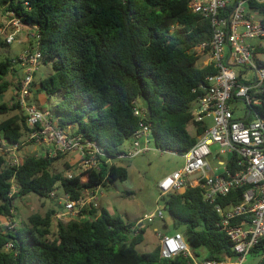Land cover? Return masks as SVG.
Masks as SVG:
<instances>
[{"label":"trees","instance_id":"1","mask_svg":"<svg viewBox=\"0 0 264 264\" xmlns=\"http://www.w3.org/2000/svg\"><path fill=\"white\" fill-rule=\"evenodd\" d=\"M0 6L13 11L24 24L36 26L43 62L52 73L41 80L35 92L51 97L61 93L56 104L57 126L98 142L110 158L138 129L135 102L150 109L151 137L156 148L183 155L197 138L188 132L194 123L192 104L206 87V78L216 73L212 65L198 67V46L212 39L210 22L193 13L189 0H0ZM232 7L224 12L228 15ZM264 16V3L248 2V11ZM259 65L264 46L253 51ZM10 59L0 62V97L14 85L7 80L17 73ZM36 85H34L35 87ZM34 92V91H33ZM264 116V102L257 107ZM21 112L13 102L0 105V115ZM28 129L23 115L14 114L0 123V139L19 143ZM203 128H198L197 135ZM27 156L19 167H5L0 156V218L14 219V202L30 194L41 198L61 189L72 200L87 190L125 181L128 171L116 162L101 161L99 170H87L68 178L66 172H53V163L63 158ZM67 171L72 166L65 163ZM234 172V161L227 165ZM15 178L17 191L10 196ZM248 186L217 199L223 207L237 206ZM174 233H182L200 260L229 261L235 256L228 237L217 226L220 217L213 205L204 201L200 187L186 186L160 198ZM56 212L29 217V225L0 231V264H188L179 255L164 259L157 246L141 253L145 229L133 236L135 223H127L109 211L91 209L86 219L58 222ZM88 217V218H87ZM164 227L170 226L166 220ZM13 248L6 250L7 244ZM197 249H202L203 254ZM252 255L264 264V238Z\"/></svg>","mask_w":264,"mask_h":264},{"label":"built area","instance_id":"2","mask_svg":"<svg viewBox=\"0 0 264 264\" xmlns=\"http://www.w3.org/2000/svg\"><path fill=\"white\" fill-rule=\"evenodd\" d=\"M249 1L189 0L190 10L203 15L211 24V41L198 46L197 51L199 55L209 57L203 66L212 65L216 73L206 78L207 86L200 87V90H204L203 94L192 104V125L196 130L197 142L181 155L185 159V166L158 184L159 198L179 192L186 186L200 187L204 201L213 205L219 213L217 226L228 237L235 256L229 261L200 260L182 233L160 234L156 230L160 255L164 259L182 255L189 260L188 264H246L249 255L264 238V116L257 111V107L264 102V66L258 64L253 53L255 46L251 44L253 40L264 41V17L256 19L252 16L248 11ZM255 1L264 3V0ZM228 7H232V10L226 15L224 12ZM4 16L5 22L0 25V44L12 45L24 29L27 36L36 39V47L27 49L19 57L24 74H18L15 81L14 102L23 112L28 131L17 144L0 139V156L5 158V167H19L23 159L17 154L29 143L48 147L46 155L52 158L59 154L77 153L76 163L81 173L99 170L104 159L112 164L135 159L151 151L148 145L151 128L145 122L147 109L139 102H135L134 115L140 119V124L132 136V145L109 159L98 142L59 128L50 111L36 107L31 99L36 74L44 60L39 47L38 28L24 24L13 11L5 12ZM240 103L245 106L244 116L237 118L235 112L239 110ZM208 118L213 121L212 127L206 123ZM199 127L204 131L197 135ZM215 145L219 146V150L213 152L211 147ZM161 152L179 155L174 151ZM231 161H234V172L227 169ZM76 175L72 170L65 173L68 178ZM10 183V196H13L18 185L15 178ZM245 186L249 189L237 206L223 207L217 203V199ZM100 188L85 191L79 200H72L65 193L58 198L55 191L52 192L50 197L59 206L55 219L68 223L77 217H86V212L98 207L96 193ZM165 214L163 206L159 205L143 221L153 223L159 219L163 222L167 219ZM7 219H10L8 228L15 229L14 220ZM140 223L132 228L133 236L139 234ZM5 248L10 250L13 244H7Z\"/></svg>","mask_w":264,"mask_h":264},{"label":"rangeland","instance_id":"3","mask_svg":"<svg viewBox=\"0 0 264 264\" xmlns=\"http://www.w3.org/2000/svg\"><path fill=\"white\" fill-rule=\"evenodd\" d=\"M252 16L256 19L263 18L259 12L252 10ZM5 22L4 9L0 6V25ZM255 47L257 45L264 46V41L253 40L251 42ZM31 47H36V39L28 37L26 34V29L18 36L16 42L12 45H7L5 43L0 44V62L7 59L15 62L14 68L17 73L9 75V81L13 82L16 80L17 75H23V67L18 61L19 57ZM200 60L198 62V67H202L208 60L206 54H200ZM258 58L264 61V55H258ZM52 73V67L50 62H43L39 67L36 74V82L40 83V80L48 77ZM15 91V86L13 85L9 91L0 97V105L3 103L10 104L13 102V94ZM61 99V93H57L51 97H47L44 94L43 101L40 102V106L44 107L47 111H50L54 117H57V112L55 109L56 104ZM32 103L38 107L39 104L36 102L35 97H32ZM239 110L235 112L237 118L244 116L245 106L243 103L239 104ZM21 115L22 112H11L9 114L0 115V123L14 114ZM206 123L209 127L213 126L212 119H206ZM75 126L68 127L66 131H72ZM188 132L192 137L196 136V130L193 125L188 126ZM133 143V138L126 140V142L120 147V151L128 149ZM151 151L136 157L131 160H124L122 162L117 161L118 165H122L128 171V178L125 181L117 180L115 182L108 183L107 186L101 187L96 193L98 197V212L102 210L109 211L113 216H120L127 223H135L140 220L143 223V228L145 233L143 235V241L137 246V250L141 253H150L159 246V240L156 236L155 231L158 230L160 234H173L175 232L172 225L164 227L161 220L156 219L153 223L148 221H143L146 215L151 214L156 210L160 203V191L158 188L159 182L165 177L171 175L172 173L182 169L185 166V159L181 155H176L171 152H161L156 148L153 140L148 142ZM212 151H218L219 146L215 145L211 147ZM48 147H43L39 144L29 143L24 146L17 156L23 159L27 156H45ZM77 158V153H67L61 158L53 163V172H66L65 163L73 162L71 170L74 175L81 174L79 170V165H77L75 159ZM216 165L215 162H212ZM55 195L58 198L63 197V191L61 189L55 191ZM58 205L56 200L48 197L41 198L36 194H30L23 198L17 199L14 202V220L17 230L24 229L29 225V217L34 214H40L44 216L47 212L54 210L56 213L58 211ZM167 218V214H165ZM81 217H77L74 220H78ZM88 218V217H87ZM86 219V217L82 218ZM10 219L0 218V231L7 230ZM139 222V223H140ZM53 230L55 231L58 221L53 219ZM67 223V222H62ZM198 253L203 254L202 249H197ZM262 260L261 256L249 255L246 264H259Z\"/></svg>","mask_w":264,"mask_h":264},{"label":"crops","instance_id":"4","mask_svg":"<svg viewBox=\"0 0 264 264\" xmlns=\"http://www.w3.org/2000/svg\"><path fill=\"white\" fill-rule=\"evenodd\" d=\"M27 34V33H26ZM29 37V36H28ZM15 79H16V77H15ZM7 80H9V77L7 78ZM14 81V86H16V84H15V81L16 80H13ZM40 82H41V80H40ZM39 84L40 83H37L36 82V78H35V87H34V92H33V97H35V99H36V102L39 104V107L40 108H42L43 110H46L45 109V106L44 107H42V106H40V102L41 101H43V98H44V94H40V93H37V92H35L36 91V89H38V87H39ZM13 97L15 98V91H14V94H13ZM75 161H76V159H75ZM70 164V163H69ZM70 165H73V162H71V164ZM166 221H167V223L169 224V225H171V220L167 217V219H166Z\"/></svg>","mask_w":264,"mask_h":264},{"label":"water","instance_id":"5","mask_svg":"<svg viewBox=\"0 0 264 264\" xmlns=\"http://www.w3.org/2000/svg\"><path fill=\"white\" fill-rule=\"evenodd\" d=\"M150 117H151V111H150V109H147V119L149 120ZM150 140H153V138L150 137ZM139 226H142V223H140Z\"/></svg>","mask_w":264,"mask_h":264}]
</instances>
